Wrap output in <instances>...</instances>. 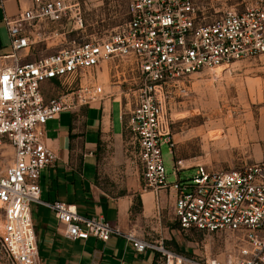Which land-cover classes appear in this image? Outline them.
<instances>
[{"label": "built area", "instance_id": "built-area-1", "mask_svg": "<svg viewBox=\"0 0 264 264\" xmlns=\"http://www.w3.org/2000/svg\"><path fill=\"white\" fill-rule=\"evenodd\" d=\"M27 1L14 16L0 12L10 47L0 59L12 61L0 66V251L13 264H40L34 203L55 213L57 231L69 240L106 241L120 234L100 215L41 200L39 188L41 171L55 159L46 143V121L75 103L103 96L96 81L106 62L109 81L118 87L123 129L137 140L144 187L157 199L161 191L174 194L175 221L182 231L225 234L232 245L221 258L189 256L162 239L126 234L134 249L155 250L163 264H264V160L220 170L196 165L195 175L183 180L174 162L170 180L161 154L164 144L172 154L174 148L168 82L264 54V0L213 18L199 12L194 0H128L122 25L90 37L80 35L81 0ZM70 34L74 37L67 39ZM39 43L57 48L25 60ZM54 81L62 93L47 99L43 85ZM77 82L78 90L71 92Z\"/></svg>", "mask_w": 264, "mask_h": 264}, {"label": "crops", "instance_id": "crops-1", "mask_svg": "<svg viewBox=\"0 0 264 264\" xmlns=\"http://www.w3.org/2000/svg\"><path fill=\"white\" fill-rule=\"evenodd\" d=\"M0 3L1 13L14 16L28 1ZM4 50L0 42V54L9 52ZM11 63V59H0V66ZM102 86L104 95L98 100L75 103L73 109L46 121V143L55 159L41 171L40 198L72 204L81 215H100L120 234L106 241L92 236L69 240L57 231L55 213L34 203L31 212L40 264H163L155 250L137 252L126 237L129 233L162 239L184 255L201 254V241L175 221L174 194L161 191L157 199L144 187L136 137L125 135L120 118L118 87L104 79ZM167 206L173 213L165 216Z\"/></svg>", "mask_w": 264, "mask_h": 264}, {"label": "rangeland", "instance_id": "rangeland-1", "mask_svg": "<svg viewBox=\"0 0 264 264\" xmlns=\"http://www.w3.org/2000/svg\"><path fill=\"white\" fill-rule=\"evenodd\" d=\"M199 12L210 18L224 10H242L251 0H194ZM83 30L80 35L90 37L114 31L127 19L128 0H81ZM70 34L67 39H72ZM57 40H49L50 44ZM0 42L9 50V41L0 22ZM37 44L25 60L52 52ZM108 63L100 65L101 73L96 83L110 79ZM109 66V65H108ZM45 85V86H44ZM43 86L45 98L62 93L60 83L54 81ZM78 82L73 85L78 90ZM166 105L171 121L174 143L173 154L169 145L161 146V154L170 180L174 162L182 170L180 179L195 175L196 165L209 170L235 168L245 163L264 160V54L235 61L228 68H204L191 74L185 81H170L166 86ZM117 104H114L117 112ZM127 137L131 133L124 131ZM172 208L163 210L171 215ZM2 209L0 208V219ZM188 233L201 241L200 255L223 257L231 248V239L225 234L204 233L192 230ZM0 264H13L0 251Z\"/></svg>", "mask_w": 264, "mask_h": 264}, {"label": "bare ground", "instance_id": "bare-ground-1", "mask_svg": "<svg viewBox=\"0 0 264 264\" xmlns=\"http://www.w3.org/2000/svg\"><path fill=\"white\" fill-rule=\"evenodd\" d=\"M220 68V67H219ZM222 68V67H221ZM222 69H224V67L222 68Z\"/></svg>", "mask_w": 264, "mask_h": 264}]
</instances>
